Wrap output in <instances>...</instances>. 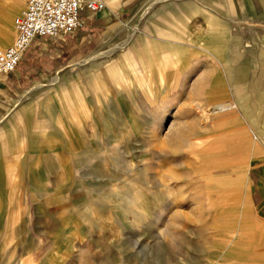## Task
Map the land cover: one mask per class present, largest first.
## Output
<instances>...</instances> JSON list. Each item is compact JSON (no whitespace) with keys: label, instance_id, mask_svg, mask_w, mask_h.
I'll use <instances>...</instances> for the list:
<instances>
[{"label":"rangeland","instance_id":"374dc122","mask_svg":"<svg viewBox=\"0 0 264 264\" xmlns=\"http://www.w3.org/2000/svg\"><path fill=\"white\" fill-rule=\"evenodd\" d=\"M217 2L122 0L110 21L87 19L67 36L33 82L11 86L0 100V264H264V219L247 176L254 136L235 107L204 127L196 106L233 104L222 75L198 77L221 71L237 36L236 4L226 1L223 29ZM25 5L0 0V34L8 23L11 33L0 48ZM210 24L224 36L220 49L202 44ZM173 38L187 51L172 65L154 40ZM128 57L143 76L131 70V82ZM112 63L124 86L104 79L95 90L89 74ZM174 116L192 128L175 149L155 135Z\"/></svg>","mask_w":264,"mask_h":264},{"label":"crops","instance_id":"0c3cea01","mask_svg":"<svg viewBox=\"0 0 264 264\" xmlns=\"http://www.w3.org/2000/svg\"><path fill=\"white\" fill-rule=\"evenodd\" d=\"M103 1L105 3L104 8L96 14L85 13L87 16L86 20L93 21L90 25H95V22L99 19L103 22L110 21L112 13L117 12V9L120 8L119 3L122 2V0ZM226 1L218 0L217 2V5H220L222 10L220 13H222L221 18H223V29L226 15L230 12V7ZM232 2L236 4L237 9V36H230L231 38L227 40L229 44L227 49L223 50L221 60H217L221 71L217 69V66H214V68L205 69V72L198 77L202 76V78H205V76L215 75L217 77L219 74L222 75L223 82L226 83L229 91V99L235 105L234 107L237 109L238 114L243 117L248 130L254 136L255 143L249 156L247 169L249 197L257 215L264 219V0H232ZM149 4H147V7ZM202 7L209 9L213 13L215 12L204 4H202ZM222 7L227 9V12ZM207 18L210 21L213 16L207 15ZM211 28L214 29V26L210 24L207 32L208 36H205L206 40L202 44L209 46L213 50L220 49L219 46L224 36L220 32H214ZM75 32L63 36L61 38L63 40L48 36H36L14 71L0 75V100L2 101L11 86L20 82H33L34 74L39 75L38 69L41 68L40 65L42 63H51L52 60H49V62L47 60L59 56L63 52L62 47L66 46L65 48L67 49L69 43L62 41L66 40L67 36L76 37ZM48 38L50 39L49 41L63 43V45H53L51 47V43L47 41ZM83 39L84 37L80 33L78 41ZM192 40L190 38V42L196 43L195 41H197ZM197 43L201 44L199 41ZM234 50L237 52V56H234ZM26 61H28V66L22 70L23 74H21L18 66ZM182 66L187 67L185 60L177 68H182ZM11 73H16L17 77L8 81ZM203 81L204 79L201 80V82ZM17 113L14 118H10L9 122L20 120L23 114V107H19Z\"/></svg>","mask_w":264,"mask_h":264},{"label":"built area","instance_id":"2783aa9c","mask_svg":"<svg viewBox=\"0 0 264 264\" xmlns=\"http://www.w3.org/2000/svg\"><path fill=\"white\" fill-rule=\"evenodd\" d=\"M103 0H26L13 18L15 37L0 48V75L14 71L36 36L62 38L84 26L85 13L103 9Z\"/></svg>","mask_w":264,"mask_h":264},{"label":"bare ground","instance_id":"6f19581e","mask_svg":"<svg viewBox=\"0 0 264 264\" xmlns=\"http://www.w3.org/2000/svg\"><path fill=\"white\" fill-rule=\"evenodd\" d=\"M15 7H17V5ZM10 38H11V33H10V30H9V23H8L6 28L0 34V46H3L5 44H7L8 41L10 40ZM154 42L160 46V48L164 52V54H165V52L172 51V54H171L172 56L167 54V55H164V57H158L159 60H163V61L166 60L170 64H172L171 59H174L173 54H174V56H176V52H178V51H187V48L184 46V43L182 42V44H179V43H181V41L180 40H175L174 38L172 40H169V41H157V40H154ZM124 45L125 44H123L122 46H124ZM122 46H120V48ZM94 56H95V54H94ZM119 58H120V56H119ZM174 63H175V61H174ZM110 65L111 66L109 68H107L108 70L107 69H102L100 71H96L95 74H93L92 72L89 74L88 78L90 79V82L95 83L94 78L98 79V80H96V84H95L96 88H95V90L99 87V85L102 86V84H100V83H102V80H104V79L106 81H108L109 83H117L120 80L121 81V85L124 86L123 80H122V76L120 75L119 70L117 69L118 68L117 65H115L114 63H112ZM123 68H124V72H125V74L127 76V80L130 81V82H131V73H132V72H130L131 70L134 71V74L139 75L140 77H143L141 75V72H140L141 69L138 68L136 62L133 60L132 57H128V58H126V61H123ZM92 70L93 69H91V71ZM159 70H158V73H159ZM161 81H163V80H161ZM196 106L200 109V114H199V118H200V121H201L200 125H202L204 127H207V124H208L209 119H210V115H212V114H215V115L216 114H223L227 110H230L231 108H233L235 105L222 102V103H219V104H217V103L215 104L214 103V105L210 104L207 107H201L200 104L197 103ZM167 124H165L164 126L158 127V130H156L155 135H157L158 133L162 132L164 134V137L161 138L162 139L161 141H163L166 144H168L169 147H171V148L173 147V149H175L177 147V145H178V142L180 140L183 141L184 139H186V137L188 136V133H190L192 131V128H190L188 126L183 127V128L178 127L177 121L175 120V116H174L173 121L171 122V124L168 126V128H167Z\"/></svg>","mask_w":264,"mask_h":264}]
</instances>
